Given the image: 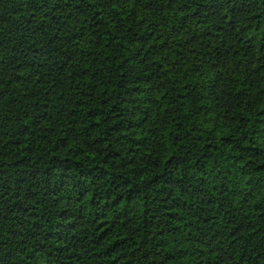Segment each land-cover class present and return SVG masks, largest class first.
<instances>
[{"label":"trees","instance_id":"16d2710c","mask_svg":"<svg viewBox=\"0 0 264 264\" xmlns=\"http://www.w3.org/2000/svg\"><path fill=\"white\" fill-rule=\"evenodd\" d=\"M0 264H264V0H0Z\"/></svg>","mask_w":264,"mask_h":264}]
</instances>
